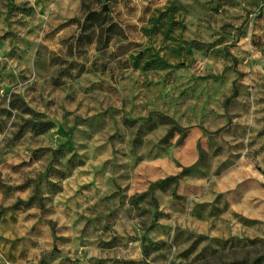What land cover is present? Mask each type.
<instances>
[{
    "label": "rangeland",
    "instance_id": "1",
    "mask_svg": "<svg viewBox=\"0 0 264 264\" xmlns=\"http://www.w3.org/2000/svg\"><path fill=\"white\" fill-rule=\"evenodd\" d=\"M0 122V264H264V0H0Z\"/></svg>",
    "mask_w": 264,
    "mask_h": 264
},
{
    "label": "trees",
    "instance_id": "2",
    "mask_svg": "<svg viewBox=\"0 0 264 264\" xmlns=\"http://www.w3.org/2000/svg\"><path fill=\"white\" fill-rule=\"evenodd\" d=\"M91 15H93L94 18H97V17H100L101 14H99L97 12H92ZM86 20H88V17H86ZM89 40H90V38H89ZM107 42H108V38L105 39L104 45L107 44ZM98 43H99V40H98ZM235 94H236V91L233 90L232 93L224 100V106L227 105L229 99L231 97H234ZM10 107L12 109H15V108H19V105H17V103L14 101V102L10 103ZM5 113L10 114V111L7 110V111H5ZM28 122H29L30 127L36 133L46 132L47 130H49L53 126L52 122L48 121V120L41 121V120H35V119L32 118V119L28 120ZM157 123L168 125V129L166 130V132H165V134H164V136L162 138V141L165 142V143L169 142V140L174 136V131H178L180 133V136L176 140L177 143H180L186 136L187 128H183V127L179 126L169 116L159 115V117L157 119ZM0 128H1V122H0ZM216 131H219V130H216ZM187 171H188V168L187 167H183L178 174H176L174 176H167V177H165V179H175V180H177L182 175H184ZM154 183H156V182H153V183L149 184L148 190L151 189V187L153 186ZM176 183H175V185H176ZM155 216L156 215H154V218H155ZM224 264H233V263H224Z\"/></svg>",
    "mask_w": 264,
    "mask_h": 264
}]
</instances>
